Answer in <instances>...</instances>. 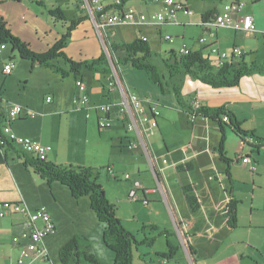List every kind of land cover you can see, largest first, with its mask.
I'll use <instances>...</instances> for the list:
<instances>
[{
	"label": "rangeland",
	"instance_id": "1",
	"mask_svg": "<svg viewBox=\"0 0 264 264\" xmlns=\"http://www.w3.org/2000/svg\"><path fill=\"white\" fill-rule=\"evenodd\" d=\"M164 1L161 0L158 3L149 1L145 8L158 12ZM183 1L189 4L193 16L190 17L188 14L180 12L179 21L181 25H162V34L159 35V31L153 27L124 23L116 27V29H112L115 31L113 39L117 42L129 43L140 36L141 33L147 35L155 53L153 62L162 73L165 71L163 58L166 57L167 52L170 50L180 51L183 44L189 47L202 36L206 38L207 42L212 40V37L204 33V29L201 26H198L201 23L202 14L215 8L221 9L224 13V4L235 0ZM240 1L246 5L242 13H253L256 15L255 17H258L261 25L264 26L263 0ZM136 3H140V1L134 0L129 7L137 10ZM74 8L76 12L70 11V17H74L75 13L80 14L78 8ZM85 12L87 11L85 10ZM165 37H172L175 42L172 44L166 41ZM77 40L78 38H76L71 47L74 48L76 46ZM234 40L237 45H240V48L241 46L246 47L248 52L252 51L253 47L259 42L260 51L251 59H255L257 56L256 62H264V43L259 39H255L251 34L239 33L235 36L234 31H225L223 29L219 34L217 47H220L221 52H228L232 48ZM0 58L2 59L0 60V103L2 102L7 115H9L10 109L15 105L22 106L30 111H39L38 113L43 107L57 104L65 107V109H74V96L78 95V92L76 93L73 73L63 75L60 72H54L40 66L33 68L31 61L21 59L17 51H12L11 46H8L7 50L2 51ZM83 59L85 58L83 57ZM5 60L13 65L16 63L13 74L7 77L3 75ZM56 64L63 67L66 71L70 70V65L66 64L64 60H60ZM92 75L91 71L83 70V76L89 85L97 84ZM104 77V79L108 80L110 76L108 74L104 75ZM167 80L169 81L168 78ZM183 87L184 85L182 84V89ZM50 97L53 99L52 103L47 101ZM182 101L186 104V102H189V98H184ZM182 110L175 112L176 114L168 122L164 136L157 129L150 138L156 153H158L160 164L166 167L163 177L169 184L170 195L178 210L179 217L185 219L182 220L185 223H193L191 234L194 236L192 235V239L201 251L198 264H264V172H260L263 177L253 187L252 177L248 170L250 169L249 166L236 162L232 163L231 172L232 175L234 174L233 193L242 203L239 209L240 222L238 229L235 231L227 229L223 207L226 201L229 200L230 184L225 173V163L217 160L215 164L210 165V170H207L206 166L198 167L196 170L189 172L178 170V166L187 163V157L191 154L189 144L186 145V143L189 139V124L192 123L187 110ZM53 116L49 115L45 118L38 117L36 119L28 117V119H23L20 122L15 121L13 124L20 129L18 131L20 135L24 134V131L40 134L44 120L49 124V127L54 118L60 120L59 115ZM61 122L64 124L60 130L57 131L56 128L54 132H50L46 136V138L55 137L56 141H54L53 146L58 155H62L67 164L90 166L99 169V183L104 187L107 199L111 204L115 205L117 216L122 220L124 227L131 231L139 240H142L145 234L156 237L153 247L143 245L139 247V251H135L134 264H147L150 259L162 260L159 255L168 251V246L166 237L164 235L160 236V232L164 229H169L173 234L170 241H175L177 240L175 235L178 234L179 236L180 231L176 229L177 226L174 222L172 210H170L162 193L149 195L147 202L143 203L145 195L141 191L143 188L139 189L137 187V182L140 180L142 187L147 188L155 187L159 184L153 166L140 141L137 142L139 143L138 148L126 150L122 154L118 153L114 148V142L118 135L128 134L122 122L112 120L110 127L101 129L96 121H86L82 113L63 115ZM226 129L229 130V126ZM203 132L205 133L206 131ZM209 133H211L212 140L213 134H219L218 131L214 130L207 131V135ZM229 137L233 138L231 141L233 148L237 147L240 139L230 135V133ZM233 160L235 161V158ZM114 161L117 162L115 168L118 174L117 179L111 177L108 171ZM258 161L261 165V171L262 166L264 168V150L258 156ZM200 163L206 164V161L201 158ZM127 174L131 176V179H126ZM32 177L35 179L34 176ZM191 183L196 184L197 193L200 194L204 201V208L195 214L190 210L183 193V187ZM133 192H137L139 199L133 198ZM72 198L68 191L60 189L55 191L50 198L53 202V207L64 215L63 233L61 236H85L91 241L93 252L96 249V252L103 259L109 260L114 256V253L103 242L104 226L100 224L95 213L90 209L88 197L78 199L80 203H77L76 199ZM14 217L16 220L19 216L8 215L3 228L7 229L8 218ZM152 223L158 224L161 229L152 233L149 230H143V226ZM250 225H252V234L249 233ZM184 229L188 230L187 225H184ZM4 232L6 233V231ZM215 240L217 248L216 242H213ZM176 243L179 245L178 241ZM5 245L8 246V244ZM183 248L184 246H182V251L179 252V255H176L171 260L173 264H192L189 256L184 251L185 248ZM208 251L213 256H207ZM51 253L53 263L61 264L58 252L54 250ZM226 255L231 256V262H218L219 259L225 258ZM112 263L108 262V264Z\"/></svg>",
	"mask_w": 264,
	"mask_h": 264
},
{
	"label": "crops",
	"instance_id": "2",
	"mask_svg": "<svg viewBox=\"0 0 264 264\" xmlns=\"http://www.w3.org/2000/svg\"><path fill=\"white\" fill-rule=\"evenodd\" d=\"M139 1L140 3H136L137 11L147 12V13L154 12V11H150L149 9L145 8V6L148 5L149 1L153 3L161 2V0H139ZM81 2L82 0H0V14L3 15L4 18L6 19L12 32L17 37L22 39L24 42L29 44L31 49L35 52H45L49 50L62 37V35L66 33V30H67V27L69 26L70 21L77 20L79 18H84V20L72 31L71 38L68 42V46L65 48V52L72 60L77 61V62H82L83 60L86 61L90 59H96L97 56L100 57L101 54L103 53V46H102L103 44L101 45L102 43L101 38L94 26L92 19L90 18L88 13L85 12V10L81 7ZM131 2H134V0H126V3L123 5V8L127 9V7H129ZM164 3L165 1L163 2L160 10L164 6ZM74 7L78 8V10L80 11V14L75 13L76 15L74 17H70L69 15L70 11L76 12ZM52 11H59V13L62 14L66 18L67 21L56 19L52 15L51 13ZM218 11L219 13L223 14L221 9L218 8ZM181 12H184L187 14L186 11H181ZM245 14H249V13H245ZM243 15L244 14L242 12L235 14L233 16L232 21L227 26L220 27L218 29H214V28L206 29L205 27L201 26V23L198 24V26H201L204 29V33H207L208 35L212 37L211 38L212 40L207 42L206 38L202 36L197 42H194V44L190 45L189 48L192 51H201L203 55L209 59L211 65L216 66L218 54L214 52V50L221 51L220 47H217V45L219 44L220 31L223 29L225 31H234L235 36L236 34H239V33L251 34L255 39H259L263 41L264 43V39H263L264 26L261 25L260 20H258V17H255L256 15H254L253 13L251 15L254 16L255 23H256L255 32L247 33V32H241V31L235 30L234 26L240 22V19L242 18ZM178 22H179V25H181L179 21V14H178ZM165 25H172V24H165ZM139 26L153 27L159 31V35L162 34V30H161L162 26L160 25H139ZM141 36L147 37L148 41L150 42V38L147 35L141 33V35L138 37H141ZM76 38H78V40L76 42V46H74L73 48L71 46L73 45V42L76 41ZM202 39L204 42H201ZM183 45L186 46V44H183ZM235 47H240V45H237L236 41L234 40L232 48L230 49V51L227 52L230 56L233 55L232 52ZM253 48L254 49L252 51L248 52L246 47L241 46V49L243 50L244 55L239 59L235 58L234 61H239V62L244 61L247 63L256 62L257 56L255 57V59H251V58L255 56L258 53V51H260L259 42ZM7 49L8 47H6L4 50H7ZM2 51L0 52V55ZM83 57L85 59H83ZM0 60L2 59L0 58ZM256 63L264 64V62L262 61H257ZM5 64H9V61L7 62L5 60L4 66ZM15 65L16 63H14V68H15ZM4 66H3L4 77L11 76L14 72V68L10 75H6L4 74ZM35 66H39V65H35ZM120 72H121L122 80L126 88L137 93L143 99H147L155 103L158 106V109L160 111V116L158 118V127L155 130L150 131L149 133L145 134V142H146V145L149 151L148 157L153 166V170H154V173H155V176H156V179L159 185L155 187H149V188L142 187L143 190L141 191L145 195L147 200H148L149 195L158 194L159 192L164 195L170 210H172L174 222L177 226L176 229L177 231H179L177 224L178 222H183L182 220H185V219H181L179 217L178 210L175 206L173 198L170 195L169 184L166 181V179L163 177L164 169L166 167H163L160 164L158 153H156V149L154 148L150 137L151 135L155 133L157 129H158V132L164 136L165 129L168 126V122H170V120L176 114L175 112H178V111L180 112L183 108L179 106L178 99L174 93L172 92H169L171 94H169L168 92L162 93L160 89L150 81L149 75L145 71L138 70L128 64L124 66L121 65ZM92 73H93L92 75L93 79L97 82V84L89 85L87 84V81L85 80L84 76L82 75L81 77L87 84L88 95L90 97V103L92 105L94 104L98 105V104L107 103L109 101H112V102L118 101L120 98L118 91H115L113 93L108 92L106 88L108 80L104 79L105 78L104 75H102L100 71L95 72V73L92 72ZM110 73H109V76H110ZM163 73H166V72L164 71ZM75 83H76V79H75ZM179 83L180 82H178V84ZM183 85L184 87L181 90V98L182 99L189 98V106L193 107L192 105L195 103V101L200 102V105L204 107L226 106L229 110H231L232 112L236 114L238 120L242 123L244 130L249 131V132H255L256 136L264 138V74L263 73L255 72L251 74L250 76H245L241 79L239 85L233 86V87L215 88L211 85H208L199 80H196L190 76L184 77ZM77 92L78 90L76 87V93ZM78 95H79V92H78ZM52 102H53V99L50 103ZM0 108L2 111L0 118H2L1 120H2V130H3L5 124L8 121V115L2 105V102L0 103ZM71 113H76V114L82 113L84 117L86 118V121L90 122L91 120H94L96 121L99 127V119L102 116L100 112L96 110L86 111L85 109L83 110L76 106L74 107V109H65V107L57 104L55 106L43 107L42 110H40V113H38V116L35 118H32V119H36L38 117L45 118L49 115H52V116L59 115L60 116V120H57V118L53 119V121L50 123V127H49V124H47L44 120V122L41 125L42 132L40 134H35L34 132H28V131H24V134L22 135L18 134V131H20V129L15 127L13 122L15 121L20 122L23 119H28V117L12 121L10 123L11 129L17 136L28 137L42 144L50 145L52 147V150L48 156L49 161H52L54 163H66L67 161H64L65 160L64 157L62 155L61 156L58 155V153L56 152V149L53 146L54 141H56L55 137L51 136L49 138H46V136L48 135V133L54 132L56 128H57V131L60 130L62 128V125L64 124L61 122L62 116L63 115L68 116ZM87 114H90L89 118L87 117ZM112 120H114L115 122H122L123 123L122 125L124 126V128H126L124 122L120 120L117 113L112 114L110 121ZM198 121L200 122L198 123ZM191 123L192 124H189V139L186 143V145L189 144V150L191 153L187 157L186 164H189L193 167V169L189 171H194L198 167H201V166H206L205 168L207 170H210V165L215 164L217 160L221 161L222 163H225L221 159V156L218 150L220 140H221V130L218 127V125L215 122L211 121L210 119L202 118V117H197L194 121L191 120ZM226 128H225L226 143H225L224 150L226 153V158L232 161L229 164L225 163L226 165L225 173L229 179L228 181L230 184V189H229V197H230L231 190L232 192L234 190V185H233V182H234L233 175L234 174L232 175V172H231L232 163L236 162V163L243 164L240 160L238 161L236 160L237 156L240 153L251 158V164H250L251 170L250 169L248 170L252 177V184L254 187V184L256 185L258 180L263 177V175H261L260 172H264V168L262 166V169L260 171L261 165L258 161V156L261 154V151L264 150V146H251L250 144L243 142V140L239 137V135L235 134L232 129L227 130ZM209 130L218 131L219 134H216V135L213 134V140H212L211 135H210L211 133L207 135V131ZM203 131H206V132L204 133ZM229 133L230 135L236 137L237 139H240L238 146L235 148H233V145L231 144V141L233 138L229 137ZM137 142H139L137 135L135 133L128 132V134L126 135H118V137L116 138L114 142V148L118 153L123 154V152L126 150L138 148L139 143ZM12 146L14 149L9 148L8 145L5 146V148L2 151L3 154L0 160V205L4 203L24 202L31 209H37L39 207L47 208V210L49 211L51 215L53 222L56 225L55 234L47 237L46 239V245L50 251V261L52 262V264H54L51 259L52 257L51 252L54 250L57 251L58 257H59V251L61 247L64 244H66L72 237H74V235H72V237L71 236L70 237L61 236L63 233L62 230H63V225H64V221H63L64 215L61 211H58L53 207V204H52L53 202L51 201L50 198L51 196L54 195L55 191H59V189L63 191H68V193L70 192L66 187L62 186L61 184L57 182H55L52 185L47 184L46 186V183H47L46 181L42 180L39 177V175H36L33 170L31 169L28 170L24 167L23 160L20 159L15 152L16 149L20 150V147L15 143H12ZM232 153L233 155L231 156ZM150 155H152L154 160L151 159ZM56 158H57V161H56ZM201 158L204 161H206V164L200 163ZM234 158H235V161L233 160ZM111 164L112 165H110V167H112L115 173L117 174L115 170L117 166V162L114 161ZM183 165H180V166H183ZM178 170H179V166H178ZM228 170H229L230 175H228L227 173ZM180 171H186V170L184 169ZM31 175L34 176L35 179ZM158 175H160L163 183L159 182ZM26 176L28 177L25 178ZM116 176L118 177V174ZM138 182H140L142 185V182L140 180ZM191 184L195 185L196 191L194 195L201 202V208L199 210L193 211L190 208V210L195 214V213H199L204 208V201L202 197L200 196V194L197 193L196 184L195 183H191ZM191 184H188V185H191ZM188 185H185V186H188ZM196 193L199 196H197ZM236 199L238 198L236 197ZM238 200L240 201V205H241L242 203L241 200L240 199ZM75 201H77V203H80L79 200H75ZM226 203L224 204V207L226 206ZM240 205H239V209H240ZM224 207H223V210H224ZM238 218H239V210H238ZM5 219L7 218L0 219V240H2L0 241V249H1L0 264L13 263L16 260V258L19 255V248H18V245L13 243L12 238L14 235H19L25 229V226L23 225V222L19 217L16 220H15V217L8 218L9 222L8 224H6L7 229L3 228ZM239 222H240V219L238 220V227H239ZM225 223H226V220H225ZM153 224H156V223H153ZM192 226H193V223L190 224L187 231H188L189 241L197 252L195 256V261H197V264H198L200 260L201 251L192 239L193 238L192 237L193 234H191ZM227 229H229L228 226H227ZM251 229H252V225H250L249 233L252 232ZM166 230L169 231V229H166ZM235 230H231V231H235ZM4 231H6V233ZM171 236H173L172 233H171ZM171 236L170 237L165 236L167 239V246H168V240H169V242L173 246L178 248V251H177L178 252L177 256H178L179 252L182 251V246H184L182 236L181 234H179V236L178 234H176L175 239L177 240L170 241ZM177 241L179 245H177L176 243ZM213 242H216V240ZM5 244H8V246H6ZM216 248H217V242H216ZM184 251L189 256L186 248ZM94 252L97 255L98 259L103 263L108 264V262L111 263L114 260L113 259L114 256L111 257L109 260H107V259H103V257H101V255H99L96 252V249L94 250ZM167 252L168 251H166L165 253H161V254H167ZM207 256H213V255L208 251ZM156 260L150 259V262H153L154 264H158V263L173 264V261L171 260L170 261H161L158 259ZM189 260L191 261L190 256H189ZM222 261H224V263H228L232 261V258L230 255H226L225 258L218 260V262L223 263ZM34 264H49V263L46 261L38 260Z\"/></svg>",
	"mask_w": 264,
	"mask_h": 264
},
{
	"label": "trees",
	"instance_id": "3",
	"mask_svg": "<svg viewBox=\"0 0 264 264\" xmlns=\"http://www.w3.org/2000/svg\"><path fill=\"white\" fill-rule=\"evenodd\" d=\"M126 3L124 0L123 5ZM123 5L120 7L122 8ZM52 15L62 21H67L59 11H52ZM219 15L217 8L208 10L201 16V26L208 28L206 25L215 20ZM89 18V17H88ZM84 20L79 18L69 22L66 33L47 51L35 52L30 45L17 37L11 30L8 22L3 15L0 14V52L6 47L11 46L12 51H17L20 58L31 61L33 68L35 65L51 69L54 72H60L63 75L74 74L75 79L82 77V72L87 69L91 72H99L102 75H108L112 68L109 57L105 50L97 59L90 61L77 62L72 60L65 48L71 38L72 31ZM104 36V33L101 32ZM105 45L109 56L117 69V74L122 80L120 67L121 65L131 64L134 68L145 71L150 78V81L155 84L162 93L172 92L178 99L179 105L190 114H195L197 117L207 118L215 122L221 130V140L219 144V153L221 159L229 164L232 161L226 158L225 143L226 134L225 128L229 126L235 134L246 142L248 138H256L264 146V138L256 136L255 132H249L243 129L242 123L238 120L236 114L229 110L226 106L222 107H204L200 105L198 108L189 106V102L183 103L181 98V90L183 79L185 76H190L205 84L215 88L233 87L239 85L241 79L245 76H250L255 72L264 74L263 63H247L244 61L231 60L222 67L212 66L209 59L203 55L201 51H193L188 55H182L179 51L170 50L166 57L163 58V63L166 73H161L159 67L154 64L153 59L155 53L152 50L148 40L144 41L141 37H137L132 42H117L112 38L104 36ZM5 46L4 49H1ZM12 58V57H11ZM60 60H64L70 65V70L66 71L63 67L58 66ZM10 63V62H9ZM6 65V64H5ZM169 79V81L167 80ZM82 79V78H81ZM178 82H180L178 84ZM2 118H0V160L5 146L14 149L12 142H9L2 133ZM20 147V146H19ZM17 156L23 160V165L26 169H31L36 175L46 181L48 185L57 182L66 187L73 198L76 200L81 197H88L90 208L95 213L100 224L104 226L103 242L114 253V261L112 264H134L135 251L139 247H153L156 242L155 236H148L139 240L131 231L126 229L122 220L117 216L115 205L107 199L104 187L99 183L100 170L90 166L72 165L67 163H54L48 160H41L36 155L30 154L20 147L16 149ZM49 156V155H48ZM153 159L152 155H150ZM154 160V159H153ZM192 170L193 167L189 164L179 166V170ZM228 175L229 170L227 171ZM157 175V173H156ZM159 182L163 183L160 175ZM196 191L195 185H188L183 188L187 203L193 211L201 208L200 200L194 195ZM240 201L236 199L232 190L229 200L224 207L223 213L226 224L230 230H235L238 227V210ZM190 224L178 222V229L181 233L184 247L187 249L191 261L196 263L195 256L197 254L194 247L189 241L188 232L184 229V225ZM143 230L157 232L160 227L157 224L143 226ZM160 236H171V233L164 229L160 232ZM178 248L173 246L168 240V253L159 255L164 261H170L177 255ZM59 259L61 264H107L101 262L93 252L91 241L87 237L75 235L59 251ZM161 260V261H162ZM147 264H154L149 262ZM162 264V263H158Z\"/></svg>",
	"mask_w": 264,
	"mask_h": 264
},
{
	"label": "built area",
	"instance_id": "4",
	"mask_svg": "<svg viewBox=\"0 0 264 264\" xmlns=\"http://www.w3.org/2000/svg\"><path fill=\"white\" fill-rule=\"evenodd\" d=\"M123 2L124 0H82L81 2V7L87 11L94 23L101 38L103 48L111 63L112 70L106 88L109 93L118 91L120 98L118 101H109L104 104L92 105L88 95L87 84L83 79L79 78L76 80V87L79 95L74 97V104L76 107L83 110L85 109L86 111L96 110L100 112L102 116L99 119V127L101 129L110 127V118L113 113H117L120 120L124 122L127 131L137 135L145 152L149 156L148 147L145 142V134L158 127L160 111L155 103L143 99L137 93L126 88L123 80L119 78L117 69L109 56L104 36L112 38L115 33L112 29H116V27L124 23L160 26L165 24L177 25L179 24V12L186 11L189 16H193V12L190 10L189 4L183 0H165L162 9L158 12L152 13L139 12L135 8H120L123 5ZM245 6V3L240 0L226 2L223 9L224 13H219L218 17L209 22L206 26L212 29L227 26L232 21L233 16L241 13ZM234 27L236 31L247 33L255 32L256 23L254 16L251 14H244L240 19V22ZM101 32L104 33V36ZM141 38L144 41L148 40L145 36H141ZM164 39L172 44L175 42V39L172 37H165ZM201 42H204L203 39ZM4 48L5 46L1 47V49ZM179 52L182 55H188L193 51L189 47L183 45ZM214 52L218 54L216 61V67L218 68L224 66L225 63L235 60V58L239 59L244 55V52L240 47H235L233 49L232 56L227 52H221L220 50H214ZM13 68V64H6L4 66V74L10 75ZM47 101L51 102L52 98H48ZM192 106L198 108L200 102L195 101ZM37 116V112L15 105L10 109L8 121L5 124L2 133L9 142L17 144L26 152L36 155L41 160H48V155L52 150L50 145L42 144L28 137L17 136L11 129L10 123L12 121L24 117L35 118ZM87 117L89 118L90 114H87ZM190 118L194 121L197 116L195 114H190ZM245 143H248L251 146H261V143L256 138H248ZM236 160H240L243 164H251L249 157L241 153L237 156ZM108 171L111 177H114L115 179L118 178L112 167H109ZM126 179H131V176L127 174ZM136 185L139 189L142 188L140 182H137ZM133 198L139 199L137 192H133ZM144 200L143 203L147 202L146 197ZM8 215L19 216L25 226V229L19 235H14L12 238L13 243L18 245L19 255L13 263L9 264H34L38 260L52 264L50 261V251L46 245V239L55 234L56 225L47 208L39 207L37 209H31L24 202L1 204L0 217L6 218Z\"/></svg>",
	"mask_w": 264,
	"mask_h": 264
},
{
	"label": "water",
	"instance_id": "5",
	"mask_svg": "<svg viewBox=\"0 0 264 264\" xmlns=\"http://www.w3.org/2000/svg\"><path fill=\"white\" fill-rule=\"evenodd\" d=\"M249 159L251 160V158L249 157ZM243 165H245V166H249V168H250V164L248 165V164H243ZM0 207H1V205H0Z\"/></svg>",
	"mask_w": 264,
	"mask_h": 264
}]
</instances>
